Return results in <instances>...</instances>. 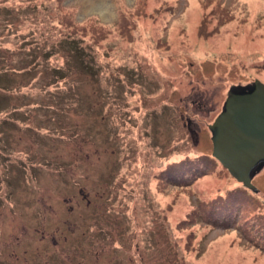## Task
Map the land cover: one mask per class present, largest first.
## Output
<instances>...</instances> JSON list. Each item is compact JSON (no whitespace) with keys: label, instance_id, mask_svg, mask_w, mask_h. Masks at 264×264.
<instances>
[{"label":"rangeland","instance_id":"rangeland-1","mask_svg":"<svg viewBox=\"0 0 264 264\" xmlns=\"http://www.w3.org/2000/svg\"><path fill=\"white\" fill-rule=\"evenodd\" d=\"M84 1L0 0V264H264V168L208 130L264 85V0Z\"/></svg>","mask_w":264,"mask_h":264},{"label":"water","instance_id":"water-1","mask_svg":"<svg viewBox=\"0 0 264 264\" xmlns=\"http://www.w3.org/2000/svg\"><path fill=\"white\" fill-rule=\"evenodd\" d=\"M240 88L246 91H228L222 111L208 126L211 156L235 181L254 192L252 179L264 168V85L257 82Z\"/></svg>","mask_w":264,"mask_h":264},{"label":"bare ground","instance_id":"bare-ground-1","mask_svg":"<svg viewBox=\"0 0 264 264\" xmlns=\"http://www.w3.org/2000/svg\"><path fill=\"white\" fill-rule=\"evenodd\" d=\"M86 1V2H85ZM85 7L88 10H97L102 16H106V12L103 10V6L100 4L99 0H85Z\"/></svg>","mask_w":264,"mask_h":264},{"label":"trees","instance_id":"trees-1","mask_svg":"<svg viewBox=\"0 0 264 264\" xmlns=\"http://www.w3.org/2000/svg\"><path fill=\"white\" fill-rule=\"evenodd\" d=\"M234 89H235L236 92H238V93L241 92V91H242V92L246 91L245 88H240V87H239V88H234Z\"/></svg>","mask_w":264,"mask_h":264}]
</instances>
